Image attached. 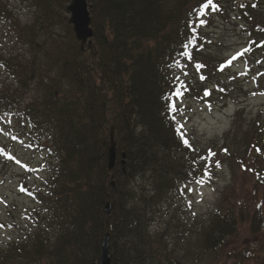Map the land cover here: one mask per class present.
I'll use <instances>...</instances> for the list:
<instances>
[{
    "label": "trees",
    "instance_id": "trees-1",
    "mask_svg": "<svg viewBox=\"0 0 264 264\" xmlns=\"http://www.w3.org/2000/svg\"><path fill=\"white\" fill-rule=\"evenodd\" d=\"M31 2L34 20L18 25L0 1V21L10 20L28 47L23 59L0 56L11 79L6 95L0 93V115L26 123L37 135L32 145L49 144V198L45 217L26 240L0 250V264H99L105 235L111 264H186L151 236V211L163 195L203 183L201 163L205 158L208 168L210 161L185 147L178 113L168 105L178 106L190 94L207 97L204 82L231 71V60L206 58L211 40L202 32L213 16L234 13L246 37L237 56L246 66L264 64V14L259 12L264 0H213L207 8V0H87L93 38L83 49L65 19L69 0ZM187 68L200 79L197 86L181 79ZM212 87L224 106L228 98L221 84L216 80ZM244 109H238L239 117ZM111 127L118 158L109 171ZM219 147L234 176L239 164L254 181V196H264V112L243 132L234 126ZM121 153L125 176L119 173ZM220 154L213 163H223ZM137 176L148 178L149 195L129 188ZM107 202L113 205L109 215ZM230 204L223 207L222 199L200 231L202 249L212 257L208 264H264V211L255 199ZM240 232L255 236L259 247L237 240Z\"/></svg>",
    "mask_w": 264,
    "mask_h": 264
},
{
    "label": "rangeland",
    "instance_id": "rangeland-1",
    "mask_svg": "<svg viewBox=\"0 0 264 264\" xmlns=\"http://www.w3.org/2000/svg\"><path fill=\"white\" fill-rule=\"evenodd\" d=\"M0 1L18 25L30 24L34 20L35 8L31 0ZM260 4L263 6L262 2ZM263 10L261 7L259 12L264 14ZM67 18L68 13L66 21ZM241 22L234 13L227 12L207 20L202 32L211 40L206 58L231 60V71L212 82H204L207 97L190 94L178 103L182 109V114L178 112V122L184 125L181 131L196 150L195 157L200 159L205 155L210 161L208 168L205 158L201 163L203 183L186 184L163 195L161 203L151 211V236L160 239L159 245L171 253L173 259L186 264H208L212 259L202 249L200 231L208 225L222 199L223 207L230 203L246 204L255 199L264 211V196L253 194L254 181L242 173L239 164L234 176V170L231 171L225 163L219 149L234 126H240L243 132L259 112H264V64L255 61L246 66L244 60L237 56L246 40ZM10 23L5 16L0 21V56L23 59L28 47L17 39ZM234 56L236 59L233 60ZM187 70V75L181 73V79L197 86L200 79L194 77L196 73L192 68ZM216 80L221 84L222 89L219 90L228 98L224 106L220 104L223 101L215 87H212ZM10 83L11 79L0 67V93L6 95ZM244 106V113L239 117L237 111ZM34 138H37L36 133L19 117L0 115V250L25 241L34 226L45 217L43 211L49 198L48 177L53 159L48 153L49 144L39 140L37 145H32L30 140ZM212 152L216 156H212ZM218 153L219 159L223 160L222 164L218 160L219 166L212 161ZM129 186L136 195H149L146 177L131 179ZM240 233L237 240L250 248L259 247L255 236ZM53 235V230H50L48 236Z\"/></svg>",
    "mask_w": 264,
    "mask_h": 264
},
{
    "label": "water",
    "instance_id": "water-1",
    "mask_svg": "<svg viewBox=\"0 0 264 264\" xmlns=\"http://www.w3.org/2000/svg\"><path fill=\"white\" fill-rule=\"evenodd\" d=\"M70 3L66 8L70 17L68 18V24L72 26V30L75 36V39L80 44V48L83 49L85 45H90V40L93 37V30L90 27V17L86 0H69ZM121 159L119 162L120 165V175L125 176L127 173L126 169V157L125 153H121ZM117 153H116V143L113 137V127L110 129L109 134V147L107 154V169L111 171L116 164ZM115 181H112L110 184L113 187ZM113 205L109 202L105 204L104 212L109 215L112 211ZM108 235H105L99 254V264H111L110 263V253L108 250Z\"/></svg>",
    "mask_w": 264,
    "mask_h": 264
},
{
    "label": "snow or ice",
    "instance_id": "snow-or-ice-1",
    "mask_svg": "<svg viewBox=\"0 0 264 264\" xmlns=\"http://www.w3.org/2000/svg\"><path fill=\"white\" fill-rule=\"evenodd\" d=\"M212 2H213V0H207V2L203 5V7L207 8L209 5L212 4ZM200 23L201 24H204L206 22L203 21V20H201ZM184 47L187 48V45H185ZM180 54L183 55V56L188 57L189 59L191 58L190 57V54L187 51H183ZM232 59L234 60V59H236V57L234 56ZM228 63H231V61H229ZM176 64H177L178 67L180 66V62L179 61H176ZM197 67L198 68L199 67H203V65H198ZM185 75H187V73H185ZM177 79H179V77H177ZM181 87H183V84L182 83H181ZM182 94H183L182 92H176V93H174V95H176L177 97L181 96ZM168 110L171 113H178L179 112V113L182 114V109H180L174 102L173 103H169ZM172 119L175 121V119H176L175 115H173ZM183 127H184L183 124H177V131L180 132ZM181 140L184 143L185 147H191V145L189 144L188 140L185 138L184 134H181ZM217 166H219V164H217ZM199 182L200 181H198V183ZM189 207H191V202H189ZM193 215H195V213H193Z\"/></svg>",
    "mask_w": 264,
    "mask_h": 264
}]
</instances>
